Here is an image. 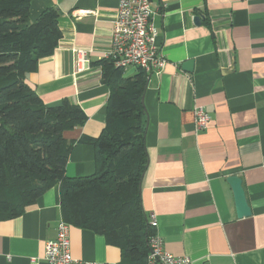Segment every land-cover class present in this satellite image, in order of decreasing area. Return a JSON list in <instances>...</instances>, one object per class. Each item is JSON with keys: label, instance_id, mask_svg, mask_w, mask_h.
I'll return each mask as SVG.
<instances>
[{"label": "crops", "instance_id": "obj_1", "mask_svg": "<svg viewBox=\"0 0 264 264\" xmlns=\"http://www.w3.org/2000/svg\"><path fill=\"white\" fill-rule=\"evenodd\" d=\"M119 1H31L32 21L59 9L62 38L27 74V83L47 106L69 101L87 116L83 126L64 134L75 142L68 178L96 173L91 142L106 126L110 97L100 62L110 48ZM152 1L156 43L168 63L144 93L143 209L150 222L155 217L165 251L175 257L192 264H264V0ZM77 48L92 49L83 72ZM191 61L188 72L184 64ZM137 73L129 68L124 76ZM195 107L211 117L204 131L195 130ZM231 176L242 180L250 217H238ZM60 206L57 185L22 215L0 221V264H47L45 247L57 238ZM70 243L78 260L131 264L90 229L71 225Z\"/></svg>", "mask_w": 264, "mask_h": 264}, {"label": "trees", "instance_id": "obj_2", "mask_svg": "<svg viewBox=\"0 0 264 264\" xmlns=\"http://www.w3.org/2000/svg\"><path fill=\"white\" fill-rule=\"evenodd\" d=\"M31 1L0 0V221L22 215L59 185L62 220L104 235L131 264H146L154 235L140 199L149 75L137 69L126 78L113 61L100 62L110 97L106 126L91 142L96 173L68 178L75 142L64 134L83 126L87 116L77 103L47 106L27 83V74L62 38L59 9L32 21Z\"/></svg>", "mask_w": 264, "mask_h": 264}, {"label": "built area", "instance_id": "obj_3", "mask_svg": "<svg viewBox=\"0 0 264 264\" xmlns=\"http://www.w3.org/2000/svg\"><path fill=\"white\" fill-rule=\"evenodd\" d=\"M152 0H120L110 48L104 59L111 60L117 68L127 71L136 68L148 75H159L167 65V59L157 46L156 31L153 26L154 11ZM78 72H83L91 64L92 49H73ZM195 130L204 131L210 127L211 117L203 107L194 108ZM150 225L154 235L150 240V252L146 264H192L188 257H175L165 251L164 241L158 232V222L152 218ZM47 264H99L84 262L72 256L70 243V225L64 220L58 224V235L48 241L45 247Z\"/></svg>", "mask_w": 264, "mask_h": 264}, {"label": "water", "instance_id": "obj_4", "mask_svg": "<svg viewBox=\"0 0 264 264\" xmlns=\"http://www.w3.org/2000/svg\"><path fill=\"white\" fill-rule=\"evenodd\" d=\"M202 17L197 16L194 19L195 24H200ZM184 68L188 72H192L193 68V62H187L184 64ZM152 75L149 74L147 79V86L151 80ZM143 105H144V96H143ZM228 183L231 185L234 196H235V202H236V208H237V214L239 218H245L251 216V208L248 204L245 190L242 186V180L237 176H231L228 178Z\"/></svg>", "mask_w": 264, "mask_h": 264}]
</instances>
